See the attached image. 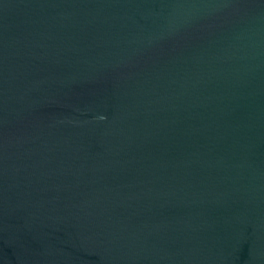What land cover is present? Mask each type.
<instances>
[{"label":"water","instance_id":"1","mask_svg":"<svg viewBox=\"0 0 264 264\" xmlns=\"http://www.w3.org/2000/svg\"><path fill=\"white\" fill-rule=\"evenodd\" d=\"M0 264H264V0H0Z\"/></svg>","mask_w":264,"mask_h":264}]
</instances>
